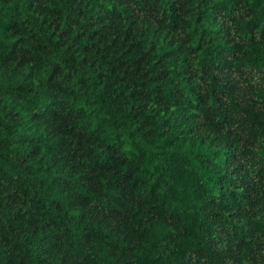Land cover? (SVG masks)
<instances>
[{
	"label": "trees",
	"instance_id": "trees-1",
	"mask_svg": "<svg viewBox=\"0 0 264 264\" xmlns=\"http://www.w3.org/2000/svg\"><path fill=\"white\" fill-rule=\"evenodd\" d=\"M0 264H264V0H0Z\"/></svg>",
	"mask_w": 264,
	"mask_h": 264
}]
</instances>
